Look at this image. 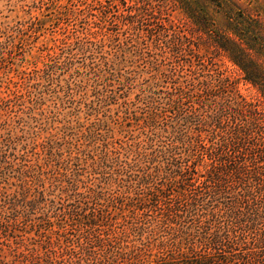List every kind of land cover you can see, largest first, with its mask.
Listing matches in <instances>:
<instances>
[{
	"label": "rangeland",
	"instance_id": "obj_1",
	"mask_svg": "<svg viewBox=\"0 0 264 264\" xmlns=\"http://www.w3.org/2000/svg\"><path fill=\"white\" fill-rule=\"evenodd\" d=\"M96 1L0 0V197L18 190L25 179L34 198H43L13 206L14 201H0V264H49L42 256L43 232L55 238L57 228L38 224L60 214V202H71L57 197L66 186L64 165L77 181L93 178V187L103 194L132 196L123 193L126 181L106 179L111 167L102 165L103 175L92 173L88 156L115 152L110 157L117 162L107 165L143 167L139 154L159 149L168 136L154 127L150 113L159 112L168 96L176 99L180 87L186 93L208 85L217 89L227 79L228 90L264 112L260 85L245 80L217 42L224 36L238 39L234 33L240 30L224 35L230 28H243L248 37L247 29L252 34L260 23L263 36L252 37L259 44L250 53L264 73V0H99L104 7ZM216 100L223 103L220 96ZM77 158H87V164L80 159L76 164ZM78 191L87 194L83 187ZM119 202L101 199L88 205L112 206L116 224L111 234L100 235L103 241L138 245L136 233L122 237L118 224L129 225L132 214L124 205L129 201ZM89 227L58 230L53 264H66L62 258L67 260L71 247L83 263L88 247L79 250L84 237L75 241ZM149 234L143 233L140 242ZM156 247H147L145 261L156 258Z\"/></svg>",
	"mask_w": 264,
	"mask_h": 264
},
{
	"label": "trees",
	"instance_id": "obj_2",
	"mask_svg": "<svg viewBox=\"0 0 264 264\" xmlns=\"http://www.w3.org/2000/svg\"><path fill=\"white\" fill-rule=\"evenodd\" d=\"M256 26L252 34L247 29L248 37L243 35V28H230L224 35L240 30L234 33L238 39L224 36L217 42L244 72L245 80L260 85L264 92V73L250 53L258 43L252 37L263 36L260 23ZM226 81L221 82L220 90L208 85L206 89L197 87L194 92L186 93L180 87L176 99L168 96L163 106L156 108L159 112L151 111L154 127L163 129L168 136L160 140L159 149L139 154L143 167L126 162L122 167L117 165V169L107 165L108 161L117 162V158L110 157L115 152L88 156L91 163L87 168L92 173L103 175L106 171H101V166L111 167L113 172L106 179L126 181L123 193L132 196H115L117 192L103 194L93 187V178L77 181L72 170L66 171L69 165H64L66 186L59 188L58 201H75V204L60 202L61 213L51 215L59 218L53 221L48 217L38 224L40 229L48 230L52 225L57 228L55 238L43 232L46 252L42 256L46 263H56L50 254L55 253V246L60 247L58 235L62 232L58 230L90 226L75 241L84 237L85 241L78 244L79 250L88 247L82 264H264V112L258 103L228 90ZM217 96L223 103L216 100ZM79 159L87 164V158H77L76 164ZM132 170L135 173L128 174ZM115 173L127 175L128 179L113 178ZM20 186L6 198L3 191L0 201H14L12 206L15 201L25 204L43 201L34 198V190L25 179ZM80 187L86 195L78 191ZM101 199L120 201L119 204L129 201L124 203L131 208L132 215L126 221L129 225L118 224V227L122 237L136 233L140 244L126 246L119 239L117 243L103 241L101 234H111L116 221L110 211L112 206L96 210L88 205L89 201ZM147 231L149 236L140 242ZM149 245H156L158 250L155 259L145 261ZM70 249L65 253L67 260L62 258V262L79 264L82 258L77 256L76 260L73 247ZM29 255L33 253L29 251ZM36 258L40 259V255Z\"/></svg>",
	"mask_w": 264,
	"mask_h": 264
}]
</instances>
